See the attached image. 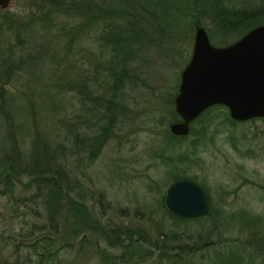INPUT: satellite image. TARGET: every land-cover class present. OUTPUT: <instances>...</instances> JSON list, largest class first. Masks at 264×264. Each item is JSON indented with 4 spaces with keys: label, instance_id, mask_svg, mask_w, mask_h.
I'll list each match as a JSON object with an SVG mask.
<instances>
[{
    "label": "rangeland",
    "instance_id": "rangeland-1",
    "mask_svg": "<svg viewBox=\"0 0 264 264\" xmlns=\"http://www.w3.org/2000/svg\"><path fill=\"white\" fill-rule=\"evenodd\" d=\"M154 1L129 0L120 16L133 20L128 29L134 36L127 57L131 71L126 85L117 88L118 105L110 104L111 109L107 100L112 91L103 78L112 81L113 50L99 38L100 28L84 24L81 17L39 19L46 0H11L6 9L0 8L32 28L23 31L21 39L12 35L0 43V90H5L6 103L0 114V172L13 168L17 176L16 181L8 176L7 182L0 176V264H105L99 249L106 248L112 256L123 253L118 245L107 246L95 228L88 229L87 240L99 243L98 249L80 241L82 232L76 234L75 228L84 216L66 198L58 231L53 229L46 199L51 182L33 181L35 163L49 175L62 170L61 185L105 230L113 229L110 240L129 226L146 229L147 241L142 235L141 239L154 250L151 256L143 263L128 257L119 264H155L158 251L151 244L160 240V229L166 232V242L175 246L173 251L180 252L182 264L206 262L224 247L220 243H226L225 249L242 247L246 253L258 249L256 258L264 263L263 242L253 238L264 233V119L236 121L227 108L217 106L191 121L187 135L169 129L181 121L175 96L196 28L205 30L212 45L223 47L264 22L247 32H219L205 1L197 0L199 16L192 13L193 0H170L165 12ZM221 3L228 8H257L264 0ZM31 12L35 17L29 16ZM3 20L0 16V24ZM2 60L13 68L4 72ZM113 116L114 127L104 133L92 159L95 147L90 144L103 133L99 125ZM36 155L37 161L32 159ZM180 179L203 188L212 201L217 228L208 218L179 222L166 214V190ZM239 213L256 223L241 220ZM209 230H214L212 235ZM256 230L263 233L250 232ZM38 238L41 248L33 245ZM203 242L210 243L192 249ZM40 252L43 258L53 256L43 263ZM232 255L219 257L216 264L235 263Z\"/></svg>",
    "mask_w": 264,
    "mask_h": 264
},
{
    "label": "trees",
    "instance_id": "trees-1",
    "mask_svg": "<svg viewBox=\"0 0 264 264\" xmlns=\"http://www.w3.org/2000/svg\"><path fill=\"white\" fill-rule=\"evenodd\" d=\"M129 0H46V5H41L39 12L37 14V17L39 19L46 18L48 20H51L52 18L57 19L58 17L62 15H66L69 18L74 17H81L83 20H85L84 24L90 23L95 28H100V34L99 38H102L106 45L110 47V49L113 50L112 59L109 60V66L111 67V78L112 81L108 80L107 77L103 78V81L107 83L110 86V89L112 91V94L109 96L107 100V108L111 109L112 106L118 105L116 102V93L117 88L124 87L126 85L127 79L130 78V65L127 61L129 52L128 49L132 48V41H133V34L128 30L133 25V20L129 18H125V20H121L120 16L125 13V9H127V5ZM132 1V0H131ZM135 1V0H134ZM147 2H151L152 0H145ZM201 2H206L205 9L211 10V16L213 18V21H215L217 25V29L219 32H227L231 29L240 30L243 32H247L249 29H251L254 25L263 23L264 21V5L257 6V8L254 7H245V8H228L224 6L221 1L222 0H200ZM170 0H155L153 4H157V7L162 9L163 12L169 8ZM193 7H192V13L194 15L199 16V8L197 4V0H193ZM168 4V5H166ZM201 9H204L203 7ZM201 12V10H200ZM31 14V15H30ZM29 16L35 17V13L31 12ZM162 14V12H161ZM139 15V14H138ZM156 15V13H155ZM0 16L4 19V23L0 24V43L5 42L7 39H9L12 35H14L17 39H21V33L23 31L31 30V26H27L28 22L22 19H18L15 17V15L10 14L8 10H3L0 12ZM258 22V23H257ZM83 25V24H82ZM226 33V34H227ZM226 46L227 44H222L221 46ZM124 51V53H121L122 55H118L119 51ZM116 52V53H114ZM126 53V55H125ZM8 63V64H7ZM5 62L2 60V64L4 66V72L10 71L11 68H13V64L10 62ZM120 67H117V66ZM0 73H3L1 71ZM9 73V72H8ZM87 87V86H86ZM4 89L0 90V97L2 98V102L4 104H0V114L2 108L6 107V103L4 101L5 95H4ZM95 102H97V97L95 98ZM98 105L101 107L100 102H97ZM112 104V106H110ZM217 106H222L226 109L223 105H213L206 109L213 110L211 108H216ZM218 108V107H217ZM3 111V110H2ZM100 111V110H99ZM97 113V112H96ZM202 115V114H201ZM200 115V116H201ZM230 118V117H229ZM264 119V118H263ZM0 120L1 115H0ZM197 120V119H195ZM232 120V119H231ZM6 123L9 124V122L6 120ZM115 118H109L105 120V123L99 125V128L102 129L103 133L99 134L95 138V144H90L92 148L95 147V154L92 155V159L95 158L97 155L96 152H98L99 148L101 147L103 140H104V133L110 131L111 128L114 127ZM96 135L92 132V137ZM19 155V154H18ZM32 159L37 161V155L32 156ZM42 167H40L38 164L35 163V170L33 172H36V175L33 177V181L36 183H50L52 188H48V195L47 198V206H48V217L49 220L52 221L53 229L55 231H58L59 227V217L61 215V209L64 207L65 198L69 201V205L71 203V208L80 216H84L81 219L80 227L75 228L76 234H79L82 232V236L80 237V241L86 242L91 246L96 247L98 249L100 247L99 243H95L93 241L87 240V234L90 233L88 229H97L98 232L102 235L103 241L106 242L107 246H117L120 248H123V253L119 256L117 255H110V253L105 252L106 248L99 249L96 251L99 256L100 260L104 261L105 264H119L120 262H127L128 257L132 260L133 258H137V260L141 263L147 261L148 257L151 256L152 251H154L152 248L149 249L144 246L143 240H146V229H144L143 226H138L137 228L129 226V228L121 233L119 236L114 237L115 239L110 240V232L113 229H104L99 221H96L92 218L87 212L86 205L82 203L81 201L71 198L69 195V190L66 187H63L61 185V178L63 177L61 173V169L57 168L55 172H52L51 175H49L47 172H45V168L40 163ZM0 176L4 177V182H7L8 176H11L12 179L15 181L17 180L16 172H14L13 168H7L5 171L0 172ZM181 178V177H179ZM184 178V177H182ZM15 182H13V185ZM43 187L40 186V191L43 192ZM10 191L11 188H8ZM68 191V192H67ZM44 196V193H43ZM210 209L209 212L200 217L196 218H182L178 217L172 213H170L164 206V211L166 214L179 221V222H201L202 220L209 219L212 223V228H217L216 219L214 217V211H213V205L212 201L208 198ZM241 213H239L240 215ZM240 219H251L249 216L245 215V213H242L240 215ZM254 221L253 219H251ZM84 222V224H83ZM255 222V221H254ZM256 223V222H255ZM215 224V225H214ZM248 230V229H247ZM259 230V229H258ZM256 231H250L251 233L262 234L263 232ZM214 230H209L208 235H212ZM258 232V233H257ZM145 234V236H144ZM172 235L177 234L176 232H172ZM254 234V235H255ZM259 234V235H260ZM142 235V239H141ZM160 240L153 242L151 245L156 248L158 251V258L155 262V264H161V262L165 261V264H182V261H179L177 255H180V252L173 251L176 250L174 247L171 246L169 242H166V232L163 229H160V232L158 234ZM263 237L254 239L260 240L263 242L264 245V233L262 235ZM202 237V234H199V238ZM83 238V239H82ZM82 239V240H81ZM48 240V239H47ZM38 243L34 242V246L36 248H41V239L38 238ZM114 243V244H113ZM210 242H203L200 246L194 247L192 249L200 250L204 249L209 245ZM221 247L226 246V243H220ZM224 247L220 249H216L214 251V256L211 257L208 256L207 261L200 263V264H216V262L219 260V257H230L232 258L234 254L235 257V263L232 260H226V264H264L262 261H259L256 257L258 255L257 250L254 249L251 253H246L242 247H237L236 245H228L227 249ZM258 247V246H256ZM219 248V247H218ZM95 249V250H96ZM185 247H182V251L185 252ZM131 252V253H130ZM190 252V251H189ZM253 253V254H252ZM261 254H264V249ZM51 255V256H50ZM130 255V256H128ZM38 256L43 261V263H46L47 260H50L52 258V254H47L43 258L42 252L38 253ZM38 257V258H39ZM224 259V258H223ZM194 264V263H193Z\"/></svg>",
    "mask_w": 264,
    "mask_h": 264
},
{
    "label": "water",
    "instance_id": "water-1",
    "mask_svg": "<svg viewBox=\"0 0 264 264\" xmlns=\"http://www.w3.org/2000/svg\"><path fill=\"white\" fill-rule=\"evenodd\" d=\"M10 2L0 0V8L6 9ZM216 104L224 105L236 121L264 118V24L223 47L212 45L205 30L196 28L192 54L181 72L175 96L181 121L172 123L170 131L187 135L190 122ZM165 205L182 218L209 212L205 191L188 179L169 185Z\"/></svg>",
    "mask_w": 264,
    "mask_h": 264
}]
</instances>
